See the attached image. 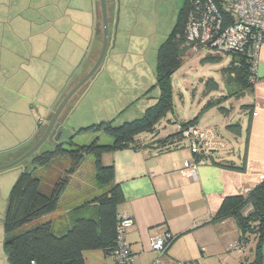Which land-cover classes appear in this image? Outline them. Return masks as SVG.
Masks as SVG:
<instances>
[{"label": "crops", "instance_id": "1", "mask_svg": "<svg viewBox=\"0 0 264 264\" xmlns=\"http://www.w3.org/2000/svg\"><path fill=\"white\" fill-rule=\"evenodd\" d=\"M118 1L107 0L109 49L119 21ZM100 13V0H0V152L6 154L18 147L17 151H27L68 90L92 68L100 53ZM104 63L84 85L82 95H99L95 86L107 70ZM256 74L254 88L248 92L237 120L240 133L226 129L234 140L233 147L228 148L225 136L217 130L226 150L206 156L198 165L197 177L184 169L185 161L196 157L189 148L160 150L143 145L101 155L103 164L114 165L112 184L122 190L117 210L131 218L125 236L137 264H238L240 260L230 252L245 255L250 242H239L236 220H212L226 197L250 194L264 174V42L258 52ZM174 127L161 132L160 137L177 131L179 123ZM11 140L16 142L9 144L13 149L6 146ZM244 156L245 171L218 164L233 161L240 166ZM6 209L0 212V264H11L5 248ZM59 210L60 206L43 220L54 221L56 228L67 226L71 209ZM166 235L175 240L159 254L152 241ZM83 257L85 264H114L113 257L102 249H85Z\"/></svg>", "mask_w": 264, "mask_h": 264}, {"label": "trees", "instance_id": "2", "mask_svg": "<svg viewBox=\"0 0 264 264\" xmlns=\"http://www.w3.org/2000/svg\"><path fill=\"white\" fill-rule=\"evenodd\" d=\"M199 1L200 3H198ZM204 6V0H185L172 32L159 47L157 78L162 86V91L157 98L158 103L156 105L149 106L142 116L126 120L120 124H114V120H103L86 127L73 129L70 132V139L66 143H57L52 149L35 153L29 157L30 160L27 159L30 161V167H26L13 184L5 213V230L7 233L5 248L11 264H85L83 257V250L85 249H102L113 257L114 264H116L117 261L114 256L118 247V227L124 219V216L117 210V205L122 200V190L119 185L112 184L114 165L103 164L101 155L119 149H140L143 145L155 146L160 150H173L178 148L185 139L188 140L189 148V139L184 132L191 126H197L198 116L186 122H180L177 131L164 137H160L162 131L156 128V124L164 112L171 108L166 93L168 88L170 89L171 74L183 64L190 50L194 48L212 50L210 46L203 45L202 41L199 40V35L187 31L191 14L193 21L198 22L203 17ZM214 52V54L209 52L202 58V62H218L222 60L223 54L231 55V63L223 69L228 82L236 83L238 92L242 95L246 91H252L257 74L250 52L247 50L231 54ZM84 87L73 96L70 103L84 90ZM206 88L208 91L217 90L219 84L214 78H209L206 80ZM238 92L233 94H238ZM230 95L232 94L230 93L228 96ZM226 97L225 95L216 101L210 100L207 106L220 105ZM245 106L252 108V105ZM220 110L224 114L229 113L225 107L221 106ZM64 111L56 128L60 126ZM38 125L39 127L42 126L40 122ZM226 129L234 134H239L241 124L238 121L229 123ZM143 132L152 133V139L142 141L139 135ZM55 134L56 131L52 135ZM81 134H93L95 139L91 143L80 145L76 143L75 139ZM100 134L109 136L112 141L100 143ZM224 150L226 148L208 154L199 153L197 159H204L208 155L212 156L213 152ZM17 153L18 155L15 156L13 154L16 152L5 154L4 159L0 160V164L13 160L24 152L17 151ZM60 156L67 157L70 161L66 170L67 174L47 181L41 175V170L47 168L55 158ZM88 156H93L95 159L94 180L96 184L110 186L106 189L102 187L97 196L72 209L68 214L69 224L67 226L56 228L54 221L43 220V218L57 211L62 195L71 183V177L77 173ZM27 160L23 163H27ZM218 164L233 170L245 171L246 156H244L243 164L240 166L235 165L233 161L218 162ZM227 218L236 220L241 232L239 242L247 243L252 236L256 238L253 257L242 264H262L264 179L246 196L226 197L212 222ZM174 240L175 237L172 236L165 251L170 248ZM131 255L135 257L132 250ZM190 264L194 263L191 262Z\"/></svg>", "mask_w": 264, "mask_h": 264}, {"label": "rangeland", "instance_id": "3", "mask_svg": "<svg viewBox=\"0 0 264 264\" xmlns=\"http://www.w3.org/2000/svg\"><path fill=\"white\" fill-rule=\"evenodd\" d=\"M184 1H118L119 21L117 23V30L114 33L112 46L108 50L109 52L104 63L107 70L98 77L95 86V90L98 91L99 95L93 98L91 94L82 95L83 92H80L75 100L71 103L69 102L60 122L62 126L59 128L61 130L64 127V133L59 140L57 139V134L50 136L37 153L52 149L57 143H66L70 139V132L73 129L86 127L103 120H114V124H120L126 120L142 116L149 106L158 103L157 98L162 91V86L157 78L158 50L160 45L172 32ZM98 25L99 37L101 39L98 49L100 50L103 36L101 13ZM209 52L215 53L213 50H201L200 48L190 50L183 64L171 74L170 89L168 88L166 92L168 101L171 103V108L164 112V115L157 122L156 128L162 132L166 130L171 131L174 130V125L177 123L186 122L198 116L197 124L199 126L214 127L221 131L225 136L228 148H232L234 140L226 131V124L234 123L238 120L242 104L248 101L247 96L249 93L246 91L245 94H240L236 83H229L227 75L223 73V69L231 63L232 56L223 54L221 61L203 63L202 58ZM209 78H214L217 81L219 84L217 90H207L206 80ZM99 86L104 87L99 88ZM235 92H238V94H233ZM230 93L232 95L228 96ZM225 95L227 97L221 101L220 105L213 104L209 107L207 106L208 101H216ZM10 96L11 100H13L14 94L11 93ZM221 106L227 108L229 113H222L220 110ZM67 124L69 125L67 126ZM28 126L29 124H26V127ZM45 129L46 126L39 129L27 146L29 149L39 140ZM91 136L93 134H81L77 136L75 141L80 145L88 144L95 139L94 136ZM139 137L143 140H151L153 134L143 132ZM111 141L112 139L109 136L100 134V143ZM15 143L11 140L6 143V146L13 149L15 148L13 147L14 145L9 144ZM18 148L10 152H15ZM178 148H188V140H183ZM22 151L25 153L26 150L23 149L19 152ZM2 155H5L4 151L0 152V160L4 159ZM15 155H18V153L13 154V156ZM29 160H27V163L0 172V184L2 188V190L0 189L1 213L5 212L6 200L9 197L13 184L21 172L26 167H30ZM93 160V156L86 157L80 169L71 177V185L64 192L59 211L72 210L83 204L86 200H91L97 196L102 187L106 189L110 186L96 184L94 180L95 166ZM69 164L70 161L67 157H57L47 168L41 170V175L47 181L54 180L59 176H65ZM21 229L23 230V228ZM249 242L245 255L242 256L235 251L230 252V254L236 260L238 259V261L243 260L245 262V260L251 259L256 238L252 236ZM156 252L161 253L160 250ZM240 261L238 264L243 263Z\"/></svg>", "mask_w": 264, "mask_h": 264}, {"label": "built area", "instance_id": "4", "mask_svg": "<svg viewBox=\"0 0 264 264\" xmlns=\"http://www.w3.org/2000/svg\"><path fill=\"white\" fill-rule=\"evenodd\" d=\"M203 17L198 22L189 20L187 31L199 35L204 46H210L213 51L220 53H240L249 51L256 70L258 52L264 42V0H204ZM200 3V1L198 2ZM199 32V34H198ZM198 48H194L196 50ZM189 139V149L195 157L186 160L184 169L193 177H197L199 163L204 159H197L199 153L226 148L216 128L191 126L185 132ZM264 179V174L260 176ZM132 225L131 218L124 216L118 227L115 250L116 264H137L131 255V247L126 241V229ZM171 235L158 237L152 241L156 250L165 251L170 244ZM237 246V245H236ZM154 264H160L157 261Z\"/></svg>", "mask_w": 264, "mask_h": 264}, {"label": "water", "instance_id": "5", "mask_svg": "<svg viewBox=\"0 0 264 264\" xmlns=\"http://www.w3.org/2000/svg\"><path fill=\"white\" fill-rule=\"evenodd\" d=\"M100 6H101V14H102V25H103V42L102 47L100 49L99 56L92 66V68L81 78L79 79L65 94V96L62 98V100L59 102L58 106L54 110L51 118L48 121V124L46 126V129L44 133L41 135L38 141L35 142V144L28 149L25 153H23L21 156L10 160L5 163L0 164V171H6L12 167H15L17 165L23 164L25 160H27L29 157H31L33 154L39 152L41 150V147L44 145V143L47 141V139L53 134L55 131L56 125L58 123V120L65 110L66 106L68 105L69 101L73 98L74 95L78 93V91L87 84L98 72V70L101 68L103 62L106 59L110 42H111V28H110V20H109V8L107 0H100ZM62 135V130L58 132L57 139ZM262 264H264V245L262 248Z\"/></svg>", "mask_w": 264, "mask_h": 264}, {"label": "flooded vegetation", "instance_id": "6", "mask_svg": "<svg viewBox=\"0 0 264 264\" xmlns=\"http://www.w3.org/2000/svg\"><path fill=\"white\" fill-rule=\"evenodd\" d=\"M60 126H62V125H60ZM60 126H57V128L55 129L57 135H58V132L60 131V129H59ZM63 128H64V127H62V129H61V130H62V134L64 133ZM61 136H62V135H61Z\"/></svg>", "mask_w": 264, "mask_h": 264}]
</instances>
